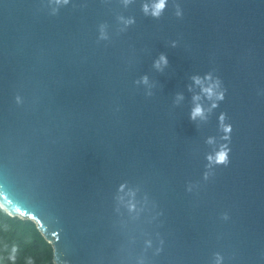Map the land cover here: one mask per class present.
<instances>
[{
	"label": "water",
	"instance_id": "water-1",
	"mask_svg": "<svg viewBox=\"0 0 264 264\" xmlns=\"http://www.w3.org/2000/svg\"><path fill=\"white\" fill-rule=\"evenodd\" d=\"M152 3L0 0V206L55 264H264V0Z\"/></svg>",
	"mask_w": 264,
	"mask_h": 264
},
{
	"label": "trees",
	"instance_id": "trees-1",
	"mask_svg": "<svg viewBox=\"0 0 264 264\" xmlns=\"http://www.w3.org/2000/svg\"><path fill=\"white\" fill-rule=\"evenodd\" d=\"M0 264H55L54 248L31 219L0 206Z\"/></svg>",
	"mask_w": 264,
	"mask_h": 264
},
{
	"label": "clouds",
	"instance_id": "clouds-1",
	"mask_svg": "<svg viewBox=\"0 0 264 264\" xmlns=\"http://www.w3.org/2000/svg\"><path fill=\"white\" fill-rule=\"evenodd\" d=\"M65 2H67V0H65ZM166 4H167V0H153V3L151 4V8H149V5L146 4L144 6V11L145 13H148L150 11L153 16L159 17L162 14L163 10L165 9ZM131 22H132L131 20L126 21V23H131ZM161 64L164 65L167 64V58L164 55L160 56L159 60L156 62V66L159 68ZM193 80L197 85L201 87V91L204 94H206L209 99H212L214 97L217 100L224 98V93L222 91H218V89L220 88V81L219 80L213 81L211 75H208L205 78L195 76L193 77ZM145 82H147V77H145ZM194 99L198 101L200 100V96L197 95L194 97ZM212 106L215 107L216 106L215 103H213ZM204 113H205L204 108L200 104H196L192 112V118L193 119H196L197 117L203 118ZM221 120H223V117H221ZM225 131H231V127L227 126L225 128ZM209 160H214L216 163H227L228 162L227 148L222 147L221 150L218 151L214 157L209 156ZM123 187L124 186H121V191H123ZM128 195L134 197L135 193L129 192ZM121 199H123V197H121ZM130 207L134 208L135 204L130 203Z\"/></svg>",
	"mask_w": 264,
	"mask_h": 264
}]
</instances>
